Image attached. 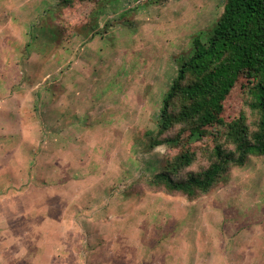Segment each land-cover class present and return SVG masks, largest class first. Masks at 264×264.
<instances>
[{
  "label": "rangeland",
  "instance_id": "rangeland-1",
  "mask_svg": "<svg viewBox=\"0 0 264 264\" xmlns=\"http://www.w3.org/2000/svg\"><path fill=\"white\" fill-rule=\"evenodd\" d=\"M58 3L0 0V264H264V156L193 198L147 186L190 147L146 140L226 0H106L63 43Z\"/></svg>",
  "mask_w": 264,
  "mask_h": 264
},
{
  "label": "trees",
  "instance_id": "trees-1",
  "mask_svg": "<svg viewBox=\"0 0 264 264\" xmlns=\"http://www.w3.org/2000/svg\"><path fill=\"white\" fill-rule=\"evenodd\" d=\"M104 1L59 0L50 11L61 20L48 17L58 41L76 32L95 34ZM88 6L89 15L75 16ZM190 52L162 99L158 133L146 141L153 148L185 133L180 142L189 149L174 155L172 167L147 186L193 198L250 156H264V0H226L221 17L194 38Z\"/></svg>",
  "mask_w": 264,
  "mask_h": 264
}]
</instances>
